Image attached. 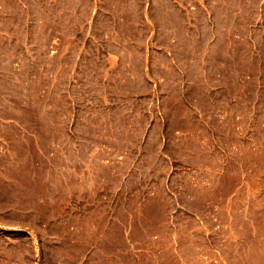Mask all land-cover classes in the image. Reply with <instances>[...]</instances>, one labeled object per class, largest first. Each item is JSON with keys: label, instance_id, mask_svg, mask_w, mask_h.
I'll return each mask as SVG.
<instances>
[{"label": "rangeland", "instance_id": "1", "mask_svg": "<svg viewBox=\"0 0 264 264\" xmlns=\"http://www.w3.org/2000/svg\"><path fill=\"white\" fill-rule=\"evenodd\" d=\"M0 264H264V0H0Z\"/></svg>", "mask_w": 264, "mask_h": 264}]
</instances>
